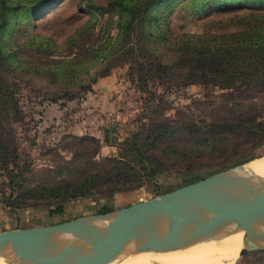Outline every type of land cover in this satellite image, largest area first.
I'll use <instances>...</instances> for the list:
<instances>
[{"label":"rangeland","instance_id":"rangeland-1","mask_svg":"<svg viewBox=\"0 0 264 264\" xmlns=\"http://www.w3.org/2000/svg\"><path fill=\"white\" fill-rule=\"evenodd\" d=\"M46 1L52 3L35 5L36 11L22 2L0 29V43L15 49L11 79L18 84L22 109L20 120L2 130L12 135L16 158L10 156L6 166L0 163V231L130 206L264 157V140L257 144L238 138L244 149L240 155L222 164L215 154L189 170L174 168L156 150L168 168L141 186L80 197L66 202L63 215L51 216L49 209L60 199L53 187L82 181L108 157L134 159L131 141L140 134L143 138L155 123L204 128L234 121L256 104L263 112L264 88L197 82L175 64L182 39L242 30L232 19L249 12L256 0H171L156 8L157 21L134 22L128 40L120 35L115 0ZM187 141L179 131L157 143L165 148ZM235 257L226 264H264V250Z\"/></svg>","mask_w":264,"mask_h":264},{"label":"trees","instance_id":"trees-1","mask_svg":"<svg viewBox=\"0 0 264 264\" xmlns=\"http://www.w3.org/2000/svg\"><path fill=\"white\" fill-rule=\"evenodd\" d=\"M24 1L31 4L29 10L35 11L37 6L52 3L46 0H16L15 3L0 0V29L6 28L10 16L17 13L19 5ZM169 1L171 0L113 1V8L120 13V35L128 40L129 30L134 22L140 25L146 21H157L156 8ZM250 5L249 12L238 14L232 19L242 26V30L223 34L206 32L182 39L175 60L176 66L187 69L188 77L197 82L223 88L250 83L264 88V13H260L264 11V0L251 1ZM229 23L228 21L227 24ZM224 27L226 25L222 28ZM14 57L15 49L8 50L0 43V163L4 166L11 163L9 157H15L16 150L12 135L2 130L8 128L10 121L20 120L22 114L17 97L18 84L11 79L15 69ZM108 73L107 70L101 75ZM257 105L251 106L247 115L244 113L234 121L211 122L204 128L194 124L176 127L165 121L155 123L143 138L140 134L131 141L132 149L137 154L134 159L124 156L108 157L103 160L105 165L95 163L101 168H95L82 181L61 182L53 187V192H56L54 195L60 196V199L49 209V214L63 215L66 202L80 197L126 191L141 186L143 180L168 168L163 162L165 157H158L156 150L168 156L166 158L171 159V164L178 169L191 170L194 164L202 165L208 158L216 157L219 158V163L225 164L244 151L242 141L238 138H243L246 142L252 140L257 144L264 140V111ZM179 131L188 137L185 144L165 148L158 146L159 139L163 140ZM232 138L237 140L233 142ZM149 151L153 154H146Z\"/></svg>","mask_w":264,"mask_h":264},{"label":"water","instance_id":"water-1","mask_svg":"<svg viewBox=\"0 0 264 264\" xmlns=\"http://www.w3.org/2000/svg\"><path fill=\"white\" fill-rule=\"evenodd\" d=\"M230 167L150 199L105 213L0 231V257L25 264H109L147 248H188L234 225L264 250V177Z\"/></svg>","mask_w":264,"mask_h":264},{"label":"bare ground","instance_id":"bare-ground-1","mask_svg":"<svg viewBox=\"0 0 264 264\" xmlns=\"http://www.w3.org/2000/svg\"><path fill=\"white\" fill-rule=\"evenodd\" d=\"M240 170L247 175L264 177V157L240 167ZM207 241L188 248H147L109 264H226L252 243L244 230L236 225ZM25 259L24 255L13 254L8 258L0 257V264H25Z\"/></svg>","mask_w":264,"mask_h":264}]
</instances>
